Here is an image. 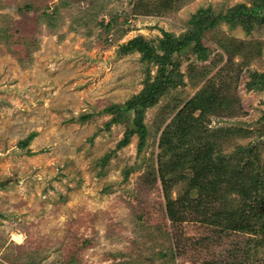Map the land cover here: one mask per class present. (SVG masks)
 <instances>
[{
  "label": "rangeland",
  "instance_id": "1",
  "mask_svg": "<svg viewBox=\"0 0 264 264\" xmlns=\"http://www.w3.org/2000/svg\"><path fill=\"white\" fill-rule=\"evenodd\" d=\"M137 1L0 0V264H61L72 251L71 264H216L229 258L235 237L198 244L211 234L207 224L189 211L183 222L169 220L158 141L229 54L234 62H247L238 72L240 110L229 119L210 117L208 127L248 131L223 143L226 154L264 141V92L243 87L248 73L264 71V24L249 35L224 22L205 32L209 60L179 57L185 85L145 110L142 150L137 152L133 136L101 166L100 158L124 133V124L105 129L111 116L103 110L137 94L145 77L141 55L118 54V47L136 36L152 43L162 32L178 36L200 8L218 14L238 3L250 5L174 0L168 14L141 16L134 12ZM149 68L152 77L155 66ZM86 114L91 116L80 120ZM30 133L35 135L19 146ZM184 188L172 187L169 197L178 198ZM258 256L264 264V253Z\"/></svg>",
  "mask_w": 264,
  "mask_h": 264
},
{
  "label": "trees",
  "instance_id": "2",
  "mask_svg": "<svg viewBox=\"0 0 264 264\" xmlns=\"http://www.w3.org/2000/svg\"><path fill=\"white\" fill-rule=\"evenodd\" d=\"M249 2V6L238 3L218 14L209 8H200L188 21L190 27L178 36L162 32L163 36L153 43L136 36L118 47V54L137 52L141 55L145 77L137 94L103 110L111 116L105 129L114 123L124 124V133L115 149L100 158L101 166L116 149L127 146L133 136L137 137V152L142 150L147 135L143 122L145 110L153 107L169 90L185 85L179 57L192 54L198 61L209 60L210 50L202 39L205 32L224 22L229 27L238 26L249 35L254 27L264 24V0ZM174 7V0H157L151 4L139 0L134 12L141 16H160L170 13ZM109 26L110 22L105 24L106 29ZM261 54L264 55V51ZM220 61L221 56H218L214 63ZM149 65L155 66L152 77ZM244 65L247 62H234L229 54L218 70L177 110L162 129L158 141L161 154L157 171L165 191V213L169 220L183 222L184 212L189 211L195 220L207 224L211 234L197 241L198 244L209 243L210 237L211 243L223 236L235 237L228 250L229 258L216 264H259L258 255L264 253V141H250L226 154L223 143L235 134L243 136L248 131L232 126L208 127L210 117L229 119L238 114L236 88L238 72ZM243 87L246 91L264 92V71L248 73ZM89 116L82 115L80 120ZM34 135L30 133L18 145L25 146ZM128 173L129 169L125 171V178ZM179 184L185 185L182 194L171 199L169 191ZM73 254L72 251L61 264H71Z\"/></svg>",
  "mask_w": 264,
  "mask_h": 264
},
{
  "label": "water",
  "instance_id": "3",
  "mask_svg": "<svg viewBox=\"0 0 264 264\" xmlns=\"http://www.w3.org/2000/svg\"><path fill=\"white\" fill-rule=\"evenodd\" d=\"M263 139V138H262Z\"/></svg>",
  "mask_w": 264,
  "mask_h": 264
}]
</instances>
